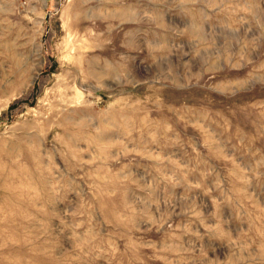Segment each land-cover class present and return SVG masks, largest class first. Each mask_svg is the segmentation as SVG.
Segmentation results:
<instances>
[{"label":"rangeland","instance_id":"1","mask_svg":"<svg viewBox=\"0 0 264 264\" xmlns=\"http://www.w3.org/2000/svg\"><path fill=\"white\" fill-rule=\"evenodd\" d=\"M0 264H264V0H0Z\"/></svg>","mask_w":264,"mask_h":264},{"label":"bare ground","instance_id":"2","mask_svg":"<svg viewBox=\"0 0 264 264\" xmlns=\"http://www.w3.org/2000/svg\"><path fill=\"white\" fill-rule=\"evenodd\" d=\"M98 61V60H97ZM108 66V65H107ZM111 70V68H110ZM115 71V72H114ZM91 75H94L95 78H97L98 81H100L101 83L103 81L106 80V77H115L116 76V70H113V71H107V70H102V71H99V72H96V71H92L90 72ZM247 82V81H246ZM226 83V82H225ZM233 84V83H232ZM234 85V84H233ZM238 85V84H237ZM226 88V87H225Z\"/></svg>","mask_w":264,"mask_h":264}]
</instances>
